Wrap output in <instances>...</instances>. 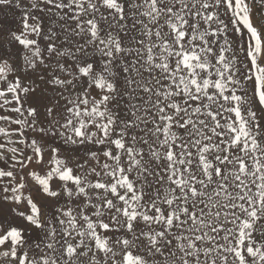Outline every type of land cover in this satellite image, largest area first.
Returning <instances> with one entry per match:
<instances>
[{
  "label": "snow or ice",
  "instance_id": "6c2138e0",
  "mask_svg": "<svg viewBox=\"0 0 264 264\" xmlns=\"http://www.w3.org/2000/svg\"><path fill=\"white\" fill-rule=\"evenodd\" d=\"M0 264H264V0H0Z\"/></svg>",
  "mask_w": 264,
  "mask_h": 264
}]
</instances>
